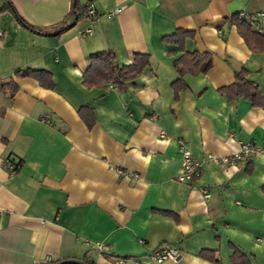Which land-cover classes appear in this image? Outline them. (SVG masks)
<instances>
[{
    "label": "crops",
    "instance_id": "obj_1",
    "mask_svg": "<svg viewBox=\"0 0 264 264\" xmlns=\"http://www.w3.org/2000/svg\"><path fill=\"white\" fill-rule=\"evenodd\" d=\"M9 1L26 25L51 33L73 3ZM79 2L94 3L98 18L47 36L2 11L0 0V82L19 89L0 92V264H115L110 256L154 264L146 257L164 246L180 258L162 264H231L233 248L264 264V152L234 168L220 162L242 144L264 151V108L219 93L246 71L264 98V53L251 52L229 22L264 14V0ZM257 22L264 28V18ZM90 27L94 35L85 36ZM179 30L195 33L184 51L210 54L212 66L185 76L176 99L174 64L183 50L163 39ZM105 51L120 66L140 54L150 64L124 91L86 88L90 56ZM25 70L48 72L54 89L15 76ZM85 107L92 128L79 115ZM179 140L202 165L193 185L177 180ZM6 162L21 171L11 174Z\"/></svg>",
    "mask_w": 264,
    "mask_h": 264
},
{
    "label": "trees",
    "instance_id": "obj_2",
    "mask_svg": "<svg viewBox=\"0 0 264 264\" xmlns=\"http://www.w3.org/2000/svg\"><path fill=\"white\" fill-rule=\"evenodd\" d=\"M89 5H82L79 0H73L72 9L66 20L61 24L60 29L55 33H51L49 29L34 28L26 25L17 15L15 9L9 0L2 11L13 13L16 19L26 28L42 35H60L64 31L73 28L80 20L88 17L87 12ZM231 25L236 26L239 35L244 39L246 45L253 53H264V35L257 31L260 25L257 20L248 21L241 17V14L234 15L229 20ZM194 32L179 30L172 36L165 37L163 41L167 44H177L183 50V56L174 64L175 70L179 74V79L173 84L176 99L180 93L186 89L184 78L187 75L197 76L206 74L212 66V57L210 54L188 53L184 51L186 40L193 39ZM149 56L136 55L133 64L129 66H120L111 51H105L90 56V66L84 74L83 84L86 88L107 87L110 84L115 85L120 91L125 90L128 82L138 79L143 71L149 66ZM15 76L17 78L30 77L40 83L47 89H54V83L51 74L45 71H18ZM18 86L14 82L3 84L0 82V92H18ZM219 93L226 96L229 102L239 99H245L253 104L256 108H264V98L262 97L259 86L247 78V72L243 71L236 75L235 83L219 90ZM79 115L88 128H92L95 124L94 115L90 107L80 110ZM231 260V264H250V261L236 248ZM202 256L211 261H215L214 254L203 252Z\"/></svg>",
    "mask_w": 264,
    "mask_h": 264
},
{
    "label": "built area",
    "instance_id": "obj_3",
    "mask_svg": "<svg viewBox=\"0 0 264 264\" xmlns=\"http://www.w3.org/2000/svg\"><path fill=\"white\" fill-rule=\"evenodd\" d=\"M123 10L124 7L121 6L115 9L114 11L110 12L109 16H117L121 14ZM87 15L93 21L98 18V12L94 3H91L89 5ZM241 17L248 21H254L259 18H264V14H259L254 16V15H247L244 13L241 14ZM257 31L261 35H264V28L258 27ZM94 33L95 31L93 27H90L85 31L84 35L88 37H92ZM161 138H166L165 132L161 133ZM178 147L182 160L181 161L182 173L177 180L178 182L186 185H193L201 176L202 165L201 163L197 162L194 159L191 150L189 149L187 143L184 140L178 141ZM261 152L264 151H261L254 144L251 143L242 144L238 153L230 157H226L222 159L220 162L221 164L227 167L234 168V167H238L241 164L251 162L252 159ZM5 167L11 174L18 173L22 169L21 164H15L12 162H6ZM201 192L204 195L205 199L207 200L210 199L211 195L207 188H203ZM110 258L115 262V264H124L128 260L126 258H119V257L115 258L112 256H110ZM179 258H180V251L177 248L164 246L156 249L150 255H148L146 257V261L154 264H162L167 260L177 261ZM134 264H142V260H134Z\"/></svg>",
    "mask_w": 264,
    "mask_h": 264
},
{
    "label": "water",
    "instance_id": "obj_4",
    "mask_svg": "<svg viewBox=\"0 0 264 264\" xmlns=\"http://www.w3.org/2000/svg\"><path fill=\"white\" fill-rule=\"evenodd\" d=\"M58 264H86V263H83V262H80V261L71 260V261H64V262H61V263H58Z\"/></svg>",
    "mask_w": 264,
    "mask_h": 264
}]
</instances>
